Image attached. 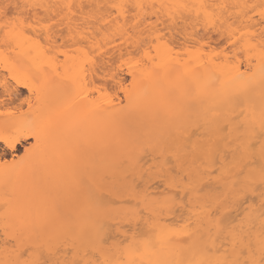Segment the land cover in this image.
<instances>
[{"label": "bare ground", "instance_id": "1", "mask_svg": "<svg viewBox=\"0 0 264 264\" xmlns=\"http://www.w3.org/2000/svg\"><path fill=\"white\" fill-rule=\"evenodd\" d=\"M47 1H44V4ZM18 2L14 3L18 4ZM48 2L53 6L66 3L76 6L72 9L71 19H66L63 25H58L52 34L51 47L55 49L58 56L63 53H67V56L63 55L62 59L50 63L51 53L46 51L50 47L46 39L47 34L44 35L46 44L43 48H38L32 41L23 38L15 40V46L18 48L15 56L22 70L27 72V70L35 69V75L39 73L37 75L39 78H37L41 91L56 97L44 101L41 109L44 118L51 113L54 120L58 122L59 135L46 137L32 159L16 169L18 171L22 169L26 175L29 174L35 187L45 188L52 185L56 193L70 200L65 209L70 210L72 213H69L73 214L79 223L85 222L90 213V206L85 198L89 190L104 201L116 200V203H111L108 207L106 217L108 235L117 242L129 243L132 242V233L135 232L137 234L135 243L142 251V241L155 240L160 229L179 227L189 219L194 220L200 208L208 203L218 200L227 208L233 197L232 190L218 183L215 177L205 176L203 180L208 186L204 192L192 193L191 200L186 198L181 202L182 207L178 205L171 211L164 209L161 212L159 204L170 196L173 190L150 191V186L153 185L151 182L154 180L148 181L146 177L142 178L140 172L148 169V166L159 167L164 163L165 157L160 154L161 148H168L174 155L183 156L202 143V137L207 132L208 122L212 120L213 112L218 106L227 110V105L223 103L224 97L233 90L245 86L247 77L243 81L235 80L233 79L234 73H226L218 67L222 62L215 60L214 53L224 47L220 46L218 50L219 46H212L213 41L216 42V40L209 37L212 44H206L208 42H205V35L213 32L211 34L213 36L217 33V39L223 37L228 43L226 29L229 25L235 27L240 24H252L258 31L261 25L257 23L259 18L257 19L254 14L259 17L261 9L259 7L253 9L252 6L264 4V0H49ZM113 4H124L128 6V11L122 13L119 9L114 10ZM137 4L147 7L138 9L135 8ZM202 5H206L207 8L201 7ZM221 5L227 7H219ZM23 9L21 11L25 16L30 10L33 15L39 12L35 13V9ZM48 11L44 14L47 16L55 14L56 18H58L57 14L69 15L66 9L60 12L58 7H53ZM137 13L139 15L134 21L132 17ZM159 20L167 23L166 29H169V35L161 32L165 24L159 28L157 24ZM180 23L181 28L178 27ZM77 25L80 26L79 29ZM85 29L91 37L89 46L91 47L92 42L95 41V51L89 52L87 56L78 51L84 45L77 43ZM173 30H180L176 31V34L180 33L181 37L178 34L175 35L179 36L176 38ZM200 31L204 32L200 34ZM157 37H162V39H157ZM178 38L182 41L183 46L180 47L184 51L176 48L179 46L175 45ZM41 43L43 44L44 41ZM47 44L49 47H45ZM65 44L70 45V48ZM63 45L67 47L64 48ZM61 47L64 51L57 49ZM148 49H151L153 55H157L158 52L159 58L155 67L148 65L137 69V84L131 89L133 99L139 97L148 107H136L135 105L122 107V105H127L128 101L114 91L118 89V84L122 83L128 87L132 81L130 76L127 83V79L121 76L122 73L116 71L117 62L121 61V57L124 59L125 55L128 56H125L126 60L130 54H142ZM116 53L120 59H116L115 62ZM73 56L76 57L75 61L72 59ZM201 56L203 59L199 58ZM115 63L117 66L114 65ZM123 66L125 64L122 65V69H124ZM244 67L247 68L246 62ZM255 67L254 64V69ZM75 71H80L81 77L94 85H100L103 82V87L108 94L114 96V105L108 106L107 110L101 109L87 120L82 121V105L77 102L76 90L70 83V78ZM33 73L34 71L31 74ZM127 73L129 74V71ZM149 73L153 75L149 77ZM214 74L220 78L209 89L210 94L200 100L194 99L198 86L205 85ZM255 79L257 81L259 79L258 71ZM18 87L26 88L20 84L16 89L9 90V101H12L20 92ZM4 91V88L0 91V103L3 102ZM260 93L261 88L258 83L247 93L257 106ZM244 107L247 109L249 103L246 102ZM170 108L175 109L179 115L170 114L168 112ZM256 118L257 120L259 118L258 108ZM40 119L11 118L5 120L10 121L7 124H13L12 126L19 124L28 126ZM1 123L3 124V121ZM173 136L176 139L173 140ZM27 138L30 137L18 140L16 147L22 139ZM31 138L36 143L35 137ZM54 142L57 144L56 152L51 149ZM33 166L37 174H34ZM68 167L74 170L72 175L68 173ZM105 174L106 179L102 178ZM9 176L10 174L7 176L0 174L3 180L9 179ZM82 176L89 183L88 188L86 187L87 182L85 185L78 183ZM134 183L137 185L142 183L141 186H144L140 189L139 195L133 191ZM3 187L2 185L1 188ZM77 194H79L78 199ZM12 196H9L10 201L16 195ZM44 201L50 203L48 198ZM153 209H156L155 213ZM237 211L242 213L243 208ZM16 212L18 213V211L12 212L14 216ZM134 213L138 214L134 215ZM22 217L19 220H23ZM16 218L15 222H17ZM129 221H131L130 224ZM119 224L124 228L126 227L124 225H129L132 231L130 228V231L128 228V230H123ZM138 225L141 227L139 228ZM2 243H0V260L5 258V246ZM177 251L178 249L171 248L167 244L163 246L157 244L143 258L145 260L149 258L172 259ZM183 256L191 258L192 254L184 252ZM196 257H199V253H196Z\"/></svg>", "mask_w": 264, "mask_h": 264}, {"label": "snow or ice", "instance_id": "2", "mask_svg": "<svg viewBox=\"0 0 264 264\" xmlns=\"http://www.w3.org/2000/svg\"><path fill=\"white\" fill-rule=\"evenodd\" d=\"M53 7H58L60 12L66 9L69 15L57 14L58 18H46L34 16L30 11L25 16L19 11L21 8L19 4H0V32L4 33L6 41L23 38L32 41L38 48H43L41 40L45 38L44 34H47L46 39L50 47L46 51L51 53L50 63H55L59 56L51 47L52 34L58 25H63L66 19H71L72 9L76 6L71 3L58 6L43 3L24 5L26 9L37 11L40 9L48 11ZM146 7L143 4L135 5L138 9ZM201 7L207 8L206 5ZM256 7L261 9L257 22L261 25L259 30H255L256 26L252 24H240L235 27L229 25L226 29L228 43L214 53L215 60L222 62L218 67L226 73H234L233 79L243 81L247 77L245 86L233 90L224 97L223 103L227 105V110L218 106L213 112V118L208 122L209 126L202 137V143L183 156L174 155L168 148H161L160 154L165 157L164 163L159 167L150 166L140 172L142 178L154 180L157 187L163 186L165 190H173L171 195L159 204L161 212L164 209L171 211L178 205L182 207L181 202L186 198L191 200L192 193L204 192L208 186L203 180L205 176L215 177L218 183L232 190L233 197L227 208L218 200L208 203L200 208L194 220L189 219L179 227L160 229L155 240L142 241V251L135 243L137 235L135 232L132 233V242L112 240L107 233L106 217L109 204L117 201L111 199L104 201L89 190L85 198L90 206V213L83 223L77 222L73 214L64 212L58 206L51 216L46 214L31 222L19 220L13 224L6 218L3 224L5 258L0 260V264H264V4L252 6L253 9ZM112 8L119 9L122 13L128 11V6L124 4H113ZM138 15L135 14L132 19L136 21ZM79 27L77 25V29ZM90 39L88 30L85 29L77 41L84 45L78 51L85 56L95 51V41L90 47ZM63 55L67 56V53ZM242 57L244 59H241ZM158 58V52L157 55H153L151 49H148L142 54H130L128 59L121 60L122 65H127L132 81L128 87L122 83L118 84L119 93L128 101V104L122 107L132 105L148 107L139 97L133 99L131 89L137 84V69L148 65L155 67ZM199 58L203 59L202 56ZM72 59L75 61L76 57L73 56ZM245 62L247 68L244 67ZM5 68L3 104L10 103L9 89L23 84L36 97V108L39 110L40 86L34 85L33 78L29 75L19 74L13 66L6 63ZM257 71L258 81L255 79ZM152 75L153 73H149V77ZM219 78L214 74L205 85L198 86L194 99L200 100L209 95V89ZM70 83L76 90L77 102L82 105V121L87 120L95 112L107 110L108 106L114 105V96L108 94L103 82L94 85L85 81L80 71H75ZM256 83L261 88L258 106L247 95ZM24 102L28 104L30 110L33 108L31 99ZM246 102L249 103L247 109L244 107ZM168 112L174 116L179 115L172 108ZM51 135H59L58 122L51 113L28 126L19 124L11 131L0 132V140L14 150L21 138L35 137L36 140L31 148L24 149L25 155L19 161H16L15 157L11 162L0 157V174L7 176L19 165L30 161L42 141ZM172 139L176 137L173 136ZM51 149L53 152L57 151L55 142ZM32 170L36 171L35 166ZM102 178L106 179L107 175ZM78 183L85 184V178L82 176ZM132 188L136 195L140 194L139 185L134 183ZM76 198H79V194ZM241 208L242 213L237 211ZM153 212L155 213L156 209H153ZM157 244L161 246L167 244L178 251L172 259L145 260L144 255ZM184 252L191 253L192 257L184 258ZM196 253H199L198 258Z\"/></svg>", "mask_w": 264, "mask_h": 264}, {"label": "rangeland", "instance_id": "3", "mask_svg": "<svg viewBox=\"0 0 264 264\" xmlns=\"http://www.w3.org/2000/svg\"><path fill=\"white\" fill-rule=\"evenodd\" d=\"M13 1L15 3H17L19 1L18 4L21 5L20 11L21 10L23 11L24 10L23 8H24V5L25 4H29V3H43L44 4V1H47V0H30V1L27 0L28 1L27 3H26V0H0V4H6V3L7 4H13L14 3ZM47 2H46V4H47ZM50 2H48V3L50 4ZM23 3H24V5H23ZM40 10H41V13H40ZM40 10H38L39 11L38 13H36L37 10H35L36 15L38 14L37 16H45L46 18L51 16L50 15L51 13L49 11L48 12L50 14H48V16H47V15L44 14V12L47 14V11H45L43 9V13H42V9H40ZM30 11L32 12V10H30ZM29 12H28V14H29ZM36 15H34V16H36ZM54 15H52L51 17H55ZM254 15H255V17H257V19L259 18L257 14H254ZM155 19H156V17H155ZM155 19L152 18V20H155ZM165 21L167 22L166 18H165ZM157 22H158L157 24H158V27L159 28L163 27L164 26L163 24H165L164 29H162L161 32L162 33H165L166 32L165 34H168L169 35V31H168L169 29H166V25H167V23L169 24V22L166 23V22L163 21L164 23H162L160 20L157 21ZM180 26H182L181 23H180V25L178 27L181 28ZM173 31H175L174 36L175 35H178V34H179V36L181 35L180 33H177L176 34V31L177 30H173ZM179 31H177V32H179ZM203 32H201L200 34H202ZM212 33L213 32H211V34ZM29 34H31V33H29ZM211 34L209 33V34L205 35V37H206L205 42H208L206 44H209V45L212 44L210 39H212V40L215 39L216 42H219V43H216V42L213 41L214 44H212V46H214V47L215 46H217V47L219 46L217 48L218 50H219L220 46L221 47L222 46L223 47L225 46V44L227 42L225 41V39H223V37L220 38V39H217V37H218L217 36L218 35L217 33H214L213 34V36H215L216 38L215 37L213 38V36ZM179 36H175V37L177 38ZM167 37H169V36H167ZM209 40H210V42H209ZM43 41H44V43H43V46H44L46 44V41L44 39H42L41 42H43ZM175 41H177V40H175ZM178 41H179V44H178ZM178 41L175 43L176 46L179 45L176 48L179 49V50L182 49L184 51V49L181 48L183 46L181 44L182 41H180L179 38H178ZM15 44H16V41L15 40L6 41V38H5L4 33L3 32H0V91L4 88L3 81H4V74H5V71H6V68H5V64L6 63L8 65H10V66H13L19 74H21V75L27 74L30 77H32L33 78L32 82H33L34 85H36V84L39 85L40 84V82H38L39 76H37L39 73L37 72V75H35V69L33 70L34 73L31 74L33 71L27 70V72L30 71L29 73H27L26 70H22L21 69L22 67H20L18 65V60H16V57L17 56H15V54H17L16 52L18 51V48H17V46H15ZM215 44H217V45H215ZM58 45H59V43H58ZM65 45H67L68 48H70V45H68V44H65ZM47 46H48V44L45 47H47ZM67 46H64V48L67 47ZM68 48L66 49L67 51L69 50ZM57 49L59 51H64L62 49V47L61 48H57ZM220 49H222V48H220ZM116 54H115L116 57H114L115 62H116V59H118V58L120 59V57L118 56V54L117 55ZM48 56H49V54H48ZM125 56H127V55H125ZM125 56H123L124 59H125ZM62 58H63V55L62 54H59V59H62ZM121 60H122V57H121ZM119 62H117L119 67L117 66L116 63L114 64L115 66H117L116 67V69H117L116 71L119 72V73H122L121 76L124 77L125 79H127L126 82L128 83L129 82V79H130V74L127 73L128 72V69H127L128 67L125 64V66H123V68L124 69L126 68L127 70L126 69L125 70L122 69L121 68L122 67L121 61H119ZM9 80L11 81V74L9 75ZM17 86L18 85H16L14 88H11L9 90L16 89ZM18 88L20 89V92L18 93V95L12 101H10V103L8 105H4L3 102L0 103V114H1V117H0V124H1L0 125V132H8V131H11L13 129V127H14V126H12L13 124H7L10 121H7L6 122L5 119H11V118H28L29 120H31L32 118H44V116H43V110L41 109V104L44 101H46L47 99H50L51 97L56 98L54 95L52 96V95L46 94L45 92L43 93V91H41L40 106H39V110H37V108H36V97L33 95V93L30 92L28 90V88H21V87H18ZM114 93H116V94L118 93V96L119 95L122 96L119 93V90L118 89H115ZM26 99H31L32 100L33 108L31 110L29 109L28 104L24 102ZM1 121H3V124L1 123ZM25 141H27V142H25ZM34 143H35V141L31 137L30 138H27V139H22L21 142L17 145L16 149L15 150H11V149H9L6 146V144H5V142L3 140H0V157L5 158L9 162H11L13 160V157H15L16 161H19L20 158L25 155L24 149L25 148H31ZM150 163H152V161H150ZM148 167H150V166H148ZM17 169H15V171L13 170V171L10 172V176H9L10 177L9 178L10 180L9 179H4L3 180V178L0 177V184L3 183L2 185L4 186L3 188H1L2 185H0V190H1L0 193L2 192L1 193L2 196L0 195V203H1L0 204V243H2L3 241H5V238H4L5 236L3 235V233H4L3 232V224L5 223V219L6 218H7L8 221L10 220V222H12V223L15 224L16 223L15 222V218L17 217L16 218V221H19V218L21 219V217L23 216L22 217L23 220H27V221L31 222L33 220H37L40 217H43L46 214L49 215V216H51L53 214V212H54V209L57 207V205L64 212H66V213H69V212L72 213L70 210L65 209L66 208V204L70 203V200H67L62 195L56 193L54 187L52 188V185H50V186L48 185L45 188L44 187H35V185L33 184V182L30 180L31 177L28 176L29 174L26 175V173L22 169H21L22 171L20 169L18 171ZM67 171H68V173L70 175H72L74 173V170L71 167H68V170ZM15 172H17L16 175H14ZM34 174H37V173L35 172ZM65 177H66V174H65ZM151 183H153V185L150 186V191H153L154 190V191H159L160 192V191H164L165 190L163 186L156 187V182L155 181L154 182H151ZM87 184H89V183L88 182L86 183V187L88 188L89 185H87ZM141 184L142 183H140V184L138 183L140 189H142L144 187L143 185L141 186ZM9 187L10 188H13V189H10ZM7 189L10 190V192ZM4 190H6L7 192L4 191ZM4 192H5V194L6 193L7 194L5 195ZM9 193H11V194L13 193L16 196L14 197L13 194H12L13 195L12 196ZM9 196H12L14 198H12V200L10 201V199H9L10 197ZM3 197H4V200H3ZM6 198H8V200ZM45 198L50 199V203L49 202H45L44 201ZM5 201H7V204H5ZM59 203H63V204H59ZM11 207H13L16 210H14L13 208L12 209H9ZM13 211L14 212L15 211H18V213L17 212L15 213L16 216L13 215V213H12ZM178 212L179 211L177 209V212L176 213L178 214ZM10 213H11V215H10ZM17 214H19V215H17ZM12 215L14 216V218H13ZM119 225H121V224H119ZM124 226H126V227L124 228L121 225V227L123 228V230H126L127 228L128 229L130 228V226L127 225V224L124 225ZM138 227L140 228L141 226L138 225ZM130 229L128 231H130ZM138 229H135V230L136 231H139ZM131 231H132V229H131ZM4 244H5V242L2 243L3 246H5ZM9 246H10V244H9Z\"/></svg>", "mask_w": 264, "mask_h": 264}]
</instances>
